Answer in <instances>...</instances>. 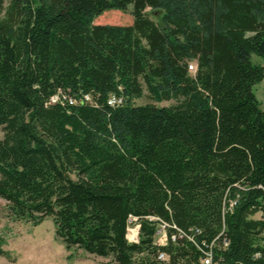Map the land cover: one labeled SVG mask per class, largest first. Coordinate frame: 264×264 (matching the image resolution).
Listing matches in <instances>:
<instances>
[{
	"label": "trees",
	"instance_id": "trees-1",
	"mask_svg": "<svg viewBox=\"0 0 264 264\" xmlns=\"http://www.w3.org/2000/svg\"><path fill=\"white\" fill-rule=\"evenodd\" d=\"M128 7L131 25H93ZM262 80L264 0H0L8 217L114 264H264Z\"/></svg>",
	"mask_w": 264,
	"mask_h": 264
},
{
	"label": "rangeland",
	"instance_id": "rangeland-1",
	"mask_svg": "<svg viewBox=\"0 0 264 264\" xmlns=\"http://www.w3.org/2000/svg\"><path fill=\"white\" fill-rule=\"evenodd\" d=\"M132 7L127 11L109 10L93 20V25L129 26L133 22ZM157 22L158 15L146 10ZM251 63L263 65V60L251 55ZM195 66L194 62L189 64ZM252 92L259 108L264 109V80L253 85ZM141 99L134 101L135 105L151 103L146 92ZM56 98L55 101H57ZM175 101L155 104L159 107L174 106ZM255 218H258L256 215ZM128 235L126 234V239ZM0 248L5 256H0V264H114L110 258H101L84 253L81 250L67 251L62 242L55 236V228L51 218L45 219L37 226L24 221H15L8 217L6 203L0 200ZM157 244L162 243L157 237Z\"/></svg>",
	"mask_w": 264,
	"mask_h": 264
},
{
	"label": "built area",
	"instance_id": "built-area-1",
	"mask_svg": "<svg viewBox=\"0 0 264 264\" xmlns=\"http://www.w3.org/2000/svg\"><path fill=\"white\" fill-rule=\"evenodd\" d=\"M188 71L191 73H195L196 67L193 65H190V66H188ZM85 99L88 100V97H85ZM54 100H56V98ZM120 103H121L120 100H116L114 98H110L108 100V105H110V106L119 105ZM234 205H235V202H230L228 205V208L232 209V207ZM259 217H260V215H259ZM135 221H136L135 218L130 217V223H133ZM166 228H169V225L162 223V224L158 225V229L156 231V237L162 241V243H159V245H161V246L165 245L167 242ZM127 235H128V238H127L128 243L137 244L139 242V226L137 224H133V225L129 226L128 230H127ZM170 239L175 240V236L172 235L170 237ZM224 246L225 247L227 246L226 242H224ZM157 260L162 262L163 264H169L167 256L163 253H159L157 255ZM201 263L202 264H214L210 251L205 253L204 258L201 260Z\"/></svg>",
	"mask_w": 264,
	"mask_h": 264
},
{
	"label": "bare ground",
	"instance_id": "bare-ground-1",
	"mask_svg": "<svg viewBox=\"0 0 264 264\" xmlns=\"http://www.w3.org/2000/svg\"><path fill=\"white\" fill-rule=\"evenodd\" d=\"M57 98L56 96L52 97L51 101H54V99Z\"/></svg>",
	"mask_w": 264,
	"mask_h": 264
}]
</instances>
